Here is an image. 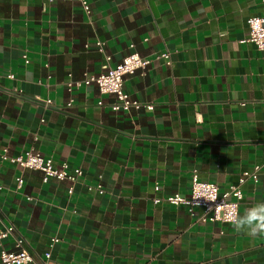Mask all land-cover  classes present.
Masks as SVG:
<instances>
[{
  "label": "crops",
  "instance_id": "1",
  "mask_svg": "<svg viewBox=\"0 0 264 264\" xmlns=\"http://www.w3.org/2000/svg\"><path fill=\"white\" fill-rule=\"evenodd\" d=\"M88 7L0 0V151L31 149L81 171L68 194L65 180L43 183L40 171L0 162V229L14 228L0 250H27V264L47 251L54 264H264V238L164 202L187 197L194 172L225 191L255 167L238 210L264 202V51L246 41L260 0ZM131 52L150 63L123 90L152 111H112L115 96L93 83L68 88Z\"/></svg>",
  "mask_w": 264,
  "mask_h": 264
},
{
  "label": "built area",
  "instance_id": "2",
  "mask_svg": "<svg viewBox=\"0 0 264 264\" xmlns=\"http://www.w3.org/2000/svg\"><path fill=\"white\" fill-rule=\"evenodd\" d=\"M45 1L51 3L53 0ZM76 1L84 14L89 15L88 0ZM260 3L262 6V14L247 20L248 35L246 41L253 43L257 49L264 51V0H260ZM102 45L103 44L99 41L94 43V47L98 50L102 49ZM87 47L88 44H85V48ZM130 47H132V45ZM167 57L168 54L164 53L156 56V59H166ZM105 58L106 60L110 59L109 56ZM25 63H27V61H25ZM149 63V59L139 56L136 52H131L115 66L109 67L107 72L97 76H91L82 81L69 82L67 86L70 89L80 84H95L101 94H112L115 96V101L110 105V109L115 112H126L130 109L138 110L141 108L146 111H152V104L133 100L123 90L124 77L137 70L144 71ZM9 77L12 78V75H9ZM67 105L69 106L70 103ZM46 107H52L50 100H46ZM0 162L8 163L22 169L40 171L42 173L43 183L48 182L50 179L65 180L70 184V187L67 189L68 194L73 192V185L78 181L81 175L79 169L69 170L65 163L55 166L50 158L35 153L31 149L21 154L10 156L4 148L0 151ZM257 170L258 167H255L251 173L243 172L237 184L230 186L225 191H220L213 183L200 180L197 173L194 172L191 175L189 195L187 197H182L180 195L168 196L164 199V202L171 206H183L192 216L196 208L201 209L203 212L199 220L202 222H221L229 224L225 217L230 208L238 210L239 202L242 198L240 185L248 178L255 180L257 178ZM22 184V178L18 177L16 179V189H19ZM96 190L99 194H103L100 185L96 186ZM157 202L158 200H154V203ZM13 230L14 228L11 225L4 226L0 229V240L11 235ZM57 241V238H51L49 246L52 247ZM20 243L21 241H16L17 246H19ZM32 261L33 258L31 254L23 248H20L17 252L4 249L0 250L1 264H27ZM40 264H54L50 258V252L47 251L43 254Z\"/></svg>",
  "mask_w": 264,
  "mask_h": 264
},
{
  "label": "clouds",
  "instance_id": "3",
  "mask_svg": "<svg viewBox=\"0 0 264 264\" xmlns=\"http://www.w3.org/2000/svg\"><path fill=\"white\" fill-rule=\"evenodd\" d=\"M225 219L236 232L245 233L253 239L264 238V202L253 204L243 213L230 208Z\"/></svg>",
  "mask_w": 264,
  "mask_h": 264
}]
</instances>
